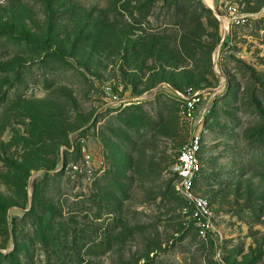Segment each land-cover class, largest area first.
Listing matches in <instances>:
<instances>
[{
  "label": "rangeland",
  "instance_id": "1",
  "mask_svg": "<svg viewBox=\"0 0 264 264\" xmlns=\"http://www.w3.org/2000/svg\"><path fill=\"white\" fill-rule=\"evenodd\" d=\"M200 1L189 36L162 0H0L1 254L16 226L22 264H264V0ZM198 127L200 218L171 171Z\"/></svg>",
  "mask_w": 264,
  "mask_h": 264
},
{
  "label": "built area",
  "instance_id": "2",
  "mask_svg": "<svg viewBox=\"0 0 264 264\" xmlns=\"http://www.w3.org/2000/svg\"><path fill=\"white\" fill-rule=\"evenodd\" d=\"M173 93L181 103L182 116L189 120L194 118L195 108L202 103L203 92L199 89L188 87L184 90L173 88ZM193 130L188 142L179 149L171 166V171L176 177L178 193L191 203L194 216L200 218L208 213V207L206 200L193 192L202 171L200 160V150L202 148L201 128L198 127ZM201 232H204V230H201Z\"/></svg>",
  "mask_w": 264,
  "mask_h": 264
},
{
  "label": "trees",
  "instance_id": "3",
  "mask_svg": "<svg viewBox=\"0 0 264 264\" xmlns=\"http://www.w3.org/2000/svg\"><path fill=\"white\" fill-rule=\"evenodd\" d=\"M143 1V4H141L139 6V8H137V10H140L142 8L145 7H152L155 4V1L158 0H141ZM186 0H162V3L166 4V5H172L175 8V12L170 16L169 20H172L175 22V24H180L183 26L182 29L184 32H187V34L189 36H193L194 32H193V24L195 23L196 25H200L201 24V19L203 17L208 16L209 14H211V10H209L208 8H206L202 2L200 0H197V3L193 6H191V19H188L186 21L183 20L182 21H178L179 18V14L181 13L180 7L183 6V3H185ZM185 16V15H184ZM157 18H159V16H157ZM162 30V29H161ZM158 31V30H157ZM164 31V30H162ZM166 31V29H165ZM191 34V35H190ZM188 36H184L182 38L183 43L181 44V53L184 52H188ZM183 48V50H182ZM56 176L59 175V173L55 174ZM36 192V190H35ZM33 199L36 201V193L35 196L33 195ZM38 208V209H37ZM45 205L42 204L40 205V203H38L37 207H34L33 205L30 207L29 210L25 211L22 215V217L20 218V221L29 223L30 221H32V227L34 230V234L36 237H41L46 235L45 232H49V228L48 227H43V221L40 217L41 214L44 215L45 213ZM5 211H6V205H2L0 203V212L2 213V216L5 215ZM48 211V210H47ZM46 211V212H47ZM51 219L53 220L55 215L51 214ZM35 226V227H34ZM23 233L22 231H17L16 226L13 228V248L8 251L5 254H1L0 253V258H1V264L2 262L6 263H13V264H22V262L20 263L21 258H28V257H32V253H31V249L30 247H25L24 244H22L20 241L21 239L24 237L22 236V238L19 237V235ZM51 239L53 238L54 234L52 232L49 233ZM48 235V236H49ZM52 241V240H51ZM40 243V249H44L46 251H48V248H50L48 246V243L45 240H41L40 238H38V241L36 242ZM22 261V260H21Z\"/></svg>",
  "mask_w": 264,
  "mask_h": 264
},
{
  "label": "bare ground",
  "instance_id": "4",
  "mask_svg": "<svg viewBox=\"0 0 264 264\" xmlns=\"http://www.w3.org/2000/svg\"><path fill=\"white\" fill-rule=\"evenodd\" d=\"M208 4H210L211 3V0H205ZM227 28V27H226Z\"/></svg>",
  "mask_w": 264,
  "mask_h": 264
}]
</instances>
